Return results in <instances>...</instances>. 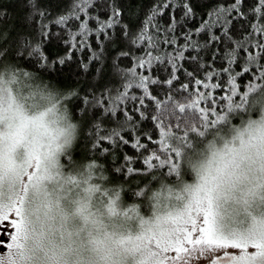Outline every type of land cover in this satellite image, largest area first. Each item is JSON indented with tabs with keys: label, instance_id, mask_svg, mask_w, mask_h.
Listing matches in <instances>:
<instances>
[{
	"label": "snow or ice",
	"instance_id": "1",
	"mask_svg": "<svg viewBox=\"0 0 264 264\" xmlns=\"http://www.w3.org/2000/svg\"><path fill=\"white\" fill-rule=\"evenodd\" d=\"M0 264H264V0H0Z\"/></svg>",
	"mask_w": 264,
	"mask_h": 264
},
{
	"label": "rangeland",
	"instance_id": "2",
	"mask_svg": "<svg viewBox=\"0 0 264 264\" xmlns=\"http://www.w3.org/2000/svg\"><path fill=\"white\" fill-rule=\"evenodd\" d=\"M0 238H2V235H0ZM199 264H203V261H200Z\"/></svg>",
	"mask_w": 264,
	"mask_h": 264
}]
</instances>
